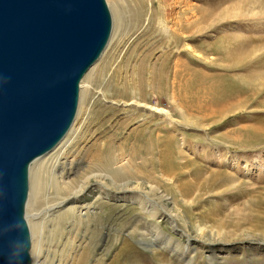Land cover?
Returning <instances> with one entry per match:
<instances>
[{
    "label": "rangeland",
    "instance_id": "rangeland-1",
    "mask_svg": "<svg viewBox=\"0 0 264 264\" xmlns=\"http://www.w3.org/2000/svg\"><path fill=\"white\" fill-rule=\"evenodd\" d=\"M107 2L119 3L122 17L81 80L74 123L79 108L81 115L59 165L73 168L67 181L78 183L104 156L98 151L111 146L110 157L144 172L143 184L149 188V180L166 195L160 206L181 218L176 231L161 221V234L121 188L107 194L92 180L75 201L81 221L72 224L69 212L45 220V198L54 195L46 183L26 208L31 231L36 221L43 228L32 258L264 264V0ZM176 91L184 102L175 101ZM158 132L168 136L162 151L172 154L166 171L160 152L142 146Z\"/></svg>",
    "mask_w": 264,
    "mask_h": 264
},
{
    "label": "water",
    "instance_id": "water-1",
    "mask_svg": "<svg viewBox=\"0 0 264 264\" xmlns=\"http://www.w3.org/2000/svg\"><path fill=\"white\" fill-rule=\"evenodd\" d=\"M112 30L107 0H0V264H33L30 164L71 127Z\"/></svg>",
    "mask_w": 264,
    "mask_h": 264
},
{
    "label": "bare ground",
    "instance_id": "bare-ground-1",
    "mask_svg": "<svg viewBox=\"0 0 264 264\" xmlns=\"http://www.w3.org/2000/svg\"><path fill=\"white\" fill-rule=\"evenodd\" d=\"M109 6L111 8L112 15L114 18V29L112 31L113 35L111 33L112 38L110 36V39L112 40L115 35L116 22H119V18L121 19L122 17V10L120 9L119 3H110ZM103 53L101 54V56L103 55ZM101 56L91 66L93 67V69L95 64L101 58ZM91 67L89 68V70L91 69ZM87 72L85 73V75L87 74ZM174 95H176L175 101L177 100L178 102H184L182 100L183 94H181V92H177V94L175 93ZM80 115L81 108H79L76 122L74 123V119V125L72 123L73 126L71 125V127L69 128L65 136L59 141V143L50 151L41 156H38L31 162L30 174L35 171L37 175L35 177V181L32 184L30 183V193L27 205L31 200L32 194L33 196L43 194L45 191L46 183L47 185L50 184V187L54 189V195L50 197V201L48 198L49 196L45 198V200L48 199V201L45 202L46 204H48L46 212L44 211L47 214V218L45 217V220H55V218H58V216H63L64 214L69 212L70 216L72 217L71 223L76 224L78 223V220L81 221L83 212L82 209L79 210V208L76 207L77 202L75 203V201H77L83 195V193L90 188L93 182L92 180H94L93 184H96L98 189L104 191L107 194H109L110 190L112 189H117L118 187L121 188L124 191V194L126 193L125 195H122V197H128L130 199H133L137 203L141 212L147 215L149 219H152L151 223L148 220V224L154 227L156 231L161 232V234L163 233V230L161 229V221L163 220L167 221L171 225L172 229L176 231V219L181 218L180 215L174 214L172 209L160 206V201H163V199L166 198V195L160 191V188L158 186L154 185L153 182L151 183L149 180H147L150 186L149 188L148 186L143 184L145 181L141 177V174L143 173L144 175V172L141 173L138 168L137 170L128 167L127 162H125L124 159L117 161L118 159H116V157V160L110 157L111 154H108V152L111 151L110 145L108 149H100L98 151V155H104L101 159L103 161H96L93 169H90V171L86 172L78 183H72L67 181V178L73 171V168L65 169V167L59 165V157L62 154L63 150H65L64 148L67 147L68 144L71 142L73 135L76 133ZM154 138H152V136L146 138V140L142 143V146H144V148H147L150 151L149 153H154L155 150L160 152V160H158V166L162 171H166V169L168 170L170 168V161L172 157V154H167L163 152L165 147V140H167L168 136L163 135L161 132H158L156 140ZM133 156L130 158V161L133 159ZM105 166H107V168H105ZM133 180L136 181V184L134 186H131L129 182H133ZM127 190H129V192H126ZM35 224L36 230L34 231L32 229L31 231L33 243L35 239V234L37 233L40 235L41 231L43 230L42 226L39 225L37 221ZM146 230H148V227H146ZM200 231L203 233L205 232L203 231V229H200ZM183 235L188 236L187 234H184V232H182L181 236ZM190 241L191 240L189 239L188 242L190 243ZM35 257H33V264H37V259Z\"/></svg>",
    "mask_w": 264,
    "mask_h": 264
}]
</instances>
